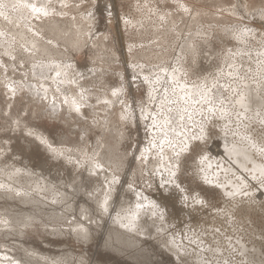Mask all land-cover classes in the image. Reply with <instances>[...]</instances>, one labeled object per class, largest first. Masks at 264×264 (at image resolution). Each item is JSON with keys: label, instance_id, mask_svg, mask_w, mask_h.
Wrapping results in <instances>:
<instances>
[{"label": "rangeland", "instance_id": "rangeland-1", "mask_svg": "<svg viewBox=\"0 0 264 264\" xmlns=\"http://www.w3.org/2000/svg\"><path fill=\"white\" fill-rule=\"evenodd\" d=\"M0 8V188L3 190L0 189V264L14 260L19 264H198V262L207 264L211 260L213 263L214 258V262H218L215 264H220L223 259L227 260L225 263L228 264H251L252 262L264 264V241L257 240L264 239V173L262 175L264 169L258 172L260 163L264 164L262 151L264 150V106L262 105L259 112L255 113V119L254 113L249 112L251 117L247 112L241 113L236 109L229 116L235 118L232 117L230 120L226 117V120L220 123V120L225 118L224 115L223 118L220 114L211 117L207 105L202 104V108L198 110L199 113L194 114V119L204 123L208 134L206 132L205 140L203 137L198 138L197 132L201 128L199 124H194L188 127L187 134L180 135L182 138L191 140V144L183 153L181 160L179 159V167L175 168L179 170L177 172L175 170L171 175V172L160 167L162 162L170 165L171 159L162 161L159 155L162 144L159 138L154 139L152 135L155 129L153 123L157 119L155 117H160L163 112L156 108L155 103L159 98L157 96H160L164 88L160 85L161 87L158 86V89L155 87L154 90L151 82L159 73V68L162 66L169 68L175 64L180 49L183 50L182 53L186 52L183 53L184 65H182L185 83L196 84L201 81H210L217 72L226 70L224 59L230 50L237 47L236 41L240 35L235 37V34L229 36L225 33L250 27L249 29L264 36V14H262L264 0H35L34 8L36 9L33 12L31 10L29 16H23L24 18H20L19 15L24 14L26 8H20L9 0H0ZM263 39L260 38L257 42ZM31 42L45 47L55 55L51 57L37 55L35 51L29 50ZM8 50L11 51L9 54ZM48 60H54L49 62L52 64V67L48 68L49 75L46 77L35 75L34 67L38 64H47ZM256 60L254 61L256 65L259 62L258 65L262 68L259 58ZM254 62H251L253 66ZM256 65L254 68L256 71L259 69L256 72L259 74L263 68L260 69ZM60 67L69 69L67 75L72 90L69 92L71 106L67 104L56 86L55 79L60 76V73L55 72ZM83 67L87 68L84 72L81 71ZM152 73L154 74L150 79ZM258 74L257 76H262ZM223 79L228 82L226 77ZM29 87L33 88L32 92L35 89L37 92L32 94ZM150 94L153 96L155 94L156 98L153 99ZM82 95L86 97L82 98ZM263 100L261 104H264ZM75 102L84 103L81 110L74 105ZM143 111H145L144 115H147L146 119L141 116ZM236 113L246 115L241 116ZM237 119L238 122H236ZM229 132H234L237 136L233 134V138ZM244 135H246L245 139L253 141L249 143L244 139L246 144L253 143L255 147L253 149L247 144L249 148L245 147V149L247 148L248 151L250 149L253 153L251 155L249 151L246 156L250 154L249 156L254 159H250L251 162L248 159L249 156L244 158L243 154L248 152L244 153V150L240 154L243 155V164L237 163V166L233 164H236L234 157V160L230 159L232 158L230 156L227 158L225 149L235 147L236 139L239 136L243 139ZM259 145L262 147L260 148ZM168 146L165 147L168 148ZM154 147L158 149L155 150ZM206 150L207 152H204ZM146 151L154 153L153 158L152 156L145 158L142 153ZM201 157L203 158L201 167H205V170L195 167L200 164ZM257 157L259 159L256 160ZM211 160L213 166L209 162ZM93 161L98 162L104 170L99 172L92 170L91 165L97 169ZM205 161L210 164L208 165ZM115 162H123L121 170L115 168ZM250 162L252 166L259 164V169L256 171L254 169L256 167H252ZM222 164L224 165L221 167ZM240 165L241 167L245 165L244 169L241 168L242 172ZM209 166L212 169L210 167V170H206ZM218 166L222 169L220 170ZM159 167L162 172L157 171ZM227 168L231 171L227 172ZM251 169L256 171V173L252 171L255 175L250 171ZM211 170L219 172L216 173L218 176ZM247 170L249 173L246 172ZM198 171L206 176L209 174L207 178L212 175L214 179L216 176L217 182L216 179H211V183L216 182L218 187L214 186L215 184H209L210 180L208 181L207 178L205 182L203 178L206 176H202V173L199 174ZM231 172H236L235 177L236 175L237 177L235 178ZM257 172L261 174V177ZM12 173L21 175L17 187L27 193L15 195L9 192V187L2 186L3 179H7L6 175ZM156 173L157 175L163 173V177L167 175V180L157 176ZM226 177L229 178L226 179ZM28 178L29 181H25ZM111 178L117 179V183L113 196L110 202L108 201L109 207L103 212V205L110 192L108 188ZM168 180L172 186L168 184ZM37 182L39 185L50 186L46 188L48 190L42 192L41 196L34 193ZM225 182H232V184L229 187L230 183ZM243 182H245L244 185ZM221 186L225 187L226 192ZM227 191L228 194L230 191L232 195L229 196ZM58 192L63 193L64 198L54 203L52 199ZM177 192L180 193L177 194ZM141 194L142 196H138ZM236 194L239 196L237 197ZM133 196L139 197L138 201ZM160 197L163 198L160 199ZM163 199H166V203L169 201L167 205L172 208L167 205L163 209L159 205L156 208H149L148 203L164 202ZM257 200L260 207L256 204ZM123 201L130 205L131 203L135 205L137 202L134 208L138 207L137 210L143 213L142 215L140 213V216L146 223L141 222L146 225V231L149 230L144 232L145 235L126 234L114 226V218L123 210L121 208L124 205ZM140 205L144 206L140 207ZM132 207L131 205L130 210ZM243 207L246 208L245 211ZM174 208L179 210V214L185 215V219L180 215L177 218V211L176 209L173 211ZM182 208L183 211H181ZM185 208L191 213H188ZM160 210L164 213H159ZM184 210L186 213H183ZM238 210H241L242 214ZM145 214L148 216H144ZM168 214H173L175 218L173 216L170 218ZM193 216L191 226L188 218ZM165 218H168V221L173 220L171 225L165 221ZM148 219L149 221H146ZM158 219L163 221L164 226ZM177 219L184 223L178 221L181 228L177 225ZM172 222L177 226L172 225ZM158 223H160L159 226ZM172 226L178 227V232ZM182 226L185 227V231H182L184 230ZM200 226L205 230L208 229L207 234L204 229L201 230ZM77 227L86 228L90 236L83 238L76 231ZM156 229L160 230L157 232ZM161 231L164 233L159 234ZM167 232L171 234L167 235ZM191 232H193L192 235ZM202 232H204V238ZM179 233L186 234L181 238ZM195 233H197L196 237H194ZM171 237L178 238L177 240L181 242L179 247L185 248V253L189 255L182 254L181 258L180 252L174 249H177L176 246L171 245L172 249L167 245ZM179 237L184 239L183 241L188 239L187 244L184 242L186 246L197 242V245L200 243L199 246L195 244L197 250L205 249L202 250L204 253L208 249L209 251L204 255L195 250L192 244L190 248L184 247ZM129 242L133 245L130 246ZM190 249H193L192 254ZM217 251L220 252V256L222 255V261L219 259L221 262L216 259L220 257ZM198 252L202 253V256L196 257L195 254L199 255ZM210 252L213 254H209ZM244 253H246L244 258L248 262L241 258ZM248 255L249 258H247ZM193 258L194 262H190ZM223 262L221 264H224Z\"/></svg>", "mask_w": 264, "mask_h": 264}, {"label": "bare ground", "instance_id": "bare-ground-1", "mask_svg": "<svg viewBox=\"0 0 264 264\" xmlns=\"http://www.w3.org/2000/svg\"><path fill=\"white\" fill-rule=\"evenodd\" d=\"M7 1V0H6ZM9 1H11V2H13L14 3V5L16 4L17 6H19L20 8H26L25 10V15L24 14H18L19 15V17L20 18H22L23 16H29V12H31V10H32V12L34 11V9H36V8H34V3H35V0H9ZM2 8H3V6H2ZM19 8V9H20ZM1 9V8H0ZM18 9V10H19ZM21 10V9H20ZM18 12H20V11H18ZM17 12V13H18ZM40 12V11H39ZM36 13V12H35ZM259 14V13H258ZM262 14H264V13H262ZM261 14V15H262ZM44 15V14H43ZM261 17V16H260ZM24 18V17H23ZM262 18V17H261ZM25 20V19H24ZM13 21V20H12ZM241 28V27H240ZM250 28V27H249ZM249 28H241L240 30H237V29H235V30H233V31H228V32H226L225 34L227 35H231V34H235V37H237L238 35H240V37L238 38V40L236 41V43H237V47L236 48H234L233 50H230V52L227 54V56H226V58L224 59L225 60V63H224V65L226 66V70L224 69L225 68V66H224V70H222V72L220 71V72H217L215 75H214V78H212L210 81L208 80V81H206V82H200V83H196V84H189V83H185L184 82V72H183V69H182V65H184L183 64V62H184V60H183V53H186V52H183L182 53V51H181V49H180V51L178 52V56H177V60H176V62H174L175 64V66L173 65V66H170L169 68H166V67H168V66H165V67H161V68H159L160 69V71H159V73L158 74H156L155 72V74L157 75L156 77H153V74L154 73H152V75H151V77H149L150 79H152V77H153V81L151 80V82L153 83L152 85L154 86V90H155V87L158 89V86L159 87H161L160 85H163V92H161V94H160V96H157V97H159L158 99H157V101H156V105H157V109L159 110L160 109V111H163L162 112V114H160L161 116L159 117H155V118H157L156 120H155V118H154V126H155V129H153V133H152V135H153V137H154V139L155 138H159L160 139V144H162V147L159 145V147H161L160 148V150H161V152H160V157H161V159H162V161L164 160V161H166L167 159L169 160V159H171V163H170V165H167L166 163H164V162H162V166H160V167H162L161 169H164L165 171H167V172H171V175H173V172L176 170L175 168L178 166V164H179V159L182 157V155H183V153L189 148V146H190V144H191V140H189V139H185V138H182V136H180V135H183V134H187L186 132H189L188 131V127L190 126H192V125H194V124H199L200 126H199V128H201L200 130H199V132H197L198 134H199V136H198V138H200V139H202V137L204 138V140H205V135H206V132H207V129H205V125H204V123H200V122H197V121H195V119H194V114H196V112L197 113H199V111L198 110H200L201 108H202V104H206L207 105V110H209V116L211 115V117H214V116H216V115H218V114H220V115H222V118H223V115H224V117L225 118H223V120H220V123H221V121H224V119L226 120V117L227 118H230L229 116L230 115H232L231 113H232V111H234L235 112V110L237 109V110H239V111H241V113H242V111L243 112H247L248 114H250L249 112H252V113H254V119H255V113L258 111L259 112V109H260V107L262 108V105L264 106V104L262 103L261 104V100H263L264 99V78H262L263 77V74H264V39L263 40H261L259 43L257 42L260 38L262 39V38H264V36H262L260 33H257V32H254L253 30H251V29H249ZM234 29V28H233ZM227 31V30H226ZM16 32V31H15ZM19 32H21V31H19ZM22 33H24V32H22ZM22 33H18V35L19 34H21L22 35ZM7 36V35H6ZM23 39V38H22ZM184 44V43H183ZM188 44V43H187ZM31 48H29V50H32L33 52L35 51L36 52V54L37 55H40V56H43V57H51V56H53V55H55V54H53L52 52H50L48 49H46L45 47H40L39 45H37L36 43H33V42H31ZM181 46V45H180ZM187 47H189V46H187ZM179 48V47H178ZM183 49V48H182ZM189 49V48H188ZM7 50V49H6ZM5 50V51H6ZM186 51V50H185ZM190 51V50H189ZM8 52V54L11 52L10 50H8L7 51ZM12 53H13V51H12ZM7 54V55H8ZM8 56H11V55H8ZM12 56H13V54H12ZM185 57V56H184ZM176 58V57H175ZM256 58H259V60L258 61H260L261 62V64H260V66L262 65V68H263V72L261 71H259L260 73V75L262 74V76H257V74H256V72L259 70H257L256 71V69L254 68L255 67V65H256ZM261 59V60H260ZM256 60V61H255ZM54 60H48L47 61V64H44V65H40V64H38V65H36V67H34V74L35 75H37L38 77L39 76H42V77H46L47 75H49V71H48V68H50V67H52V64H49V62H53ZM174 61H175V59H174ZM255 61V62H254ZM263 61V62H262ZM254 62L255 63V65L253 66L252 65V63ZM258 63L259 62H257V65L256 66H258L259 67V65H258ZM35 65V64H34ZM33 68V67H32ZM260 69H262L261 67H259ZM85 69H87V68H84L83 67V69L81 70V71H85ZM69 71V69L67 68V67H60L58 70H56V72L55 73H60V76H58L57 77V79H55V81L57 82L56 83V86L58 87V89H60L59 91H60V93L62 94V96H63V98L65 99V101H67V104L68 105H70L71 106V102H70V100H69V98H70V96H69V92H71L72 90H71V88H70V82H69V79H68V75H67V72ZM223 71H225V73L223 72ZM2 74V73H1ZM258 74V75H259ZM256 76H257V78H256ZM227 78V80H228V82L226 81V84H225V81H223L224 79L223 78ZM223 79V80H222ZM232 81L231 83H230V80ZM10 81V80H9ZM186 81V80H185ZM203 81H205V80H203ZM70 83V84H69ZM151 84V83H150ZM152 87V86H151ZM19 88V87H18ZM33 88H31V87H29V90L32 92L33 90H32ZM152 89V88H151ZM154 90H152L153 92L152 93H154ZM30 92V93H31ZM35 92H37L36 91V89H35V91L34 92H32V94H35ZM123 93V92H122ZM90 94V93H89ZM158 94V93H157ZM151 95V94H150ZM151 96H153V95H151ZM86 97V96H85ZM83 95H82V98H85ZM154 97L156 98V95L154 94V96H153V99H154ZM263 98V99H262ZM77 99H79V97L77 98ZM150 99H152V98H150ZM86 100V99H85ZM264 101V100H263ZM262 101V102H263ZM113 102H114V100H113ZM115 103V102H114ZM84 104V103H83ZM83 104H81V103H78V102H75V106H77L78 107V109L79 110H81V106L83 105ZM109 104V103H108ZM205 105V106H206ZM201 106V107H200ZM220 107V108H219ZM56 108V107H55ZM126 108H128V107H126ZM219 108V109H218ZM155 109V108H154ZM264 109V108H263ZM125 111V110H124ZM264 111V110H263ZM145 111H143V114L141 115L142 116V118L144 119H146V116L147 115H144L145 113H144ZM155 112V111H154ZM158 112V114H159V111H157ZM201 112V111H200ZM206 112H208V111H206ZM205 112V113H206ZM235 114V113H234ZM236 114H239V115H241V116H245L244 115V113H243V115L242 114H240V113H236ZM258 114V113H257ZM256 114V115H257ZM261 114H263V113H261ZM153 115V114H152ZM251 115V114H250ZM259 115V114H258ZM257 115V116H258ZM150 116V115H149ZM153 116H157L156 114L155 115H153ZM208 116V117H209ZM234 116H236L237 117V115H234ZM210 117V119H212ZM233 117V116H232ZM231 117V118H232ZM251 117H252V115H251ZM251 117H250V119H251ZM221 118V119H222ZM231 118H230V120H231ZM233 118H235V117H233ZM257 118V117H256ZM263 118V117H262ZM205 119H206V117H205ZM215 119V118H214ZM217 119V118H216ZM218 119H220L219 117H218ZM239 119V118H238ZM238 119H237V121L236 122H238ZM241 119H243V117H241ZM247 119V118H246ZM250 119H248V120H250ZM228 121V120H227ZM243 121H245V119H243ZM258 121H259V116H258ZM261 121V120H260ZM259 121V122H260ZM205 122V121H204ZM207 122H208V120H207ZM214 123V122H213ZM240 123H241V120H240V122H239V125H240ZM245 123H246V121H245ZM263 124V123H262ZM217 125V124H216ZM231 125V124H230ZM237 125V124H236ZM244 125V124H243ZM224 126V125H223ZM225 127V126H224ZM224 127H222V128H224ZM227 127V126H226ZM152 128H153V126H152ZM104 129V128H103ZM225 129H228V128H225ZM231 129V128H230ZM254 130V129H253ZM227 131V130H226ZM246 131V130H245ZM152 132V131H151ZM195 132V131H194ZM228 132V131H227ZM235 132V131H234ZM234 132L232 133H230V134H232V137L235 135L234 134ZM229 133H228V135H229ZM238 133H240V132H238ZM151 134V133H150ZM197 134V135H198ZM207 134H208V132H207ZM222 134H224V133H222ZM226 134V133H225ZM234 134V135H233ZM152 135H151V137H152ZM239 135V134H238ZM207 136V135H206ZM235 136H237V135H235ZM246 135H244V137H243V139H242V136H239L237 139H236V146L235 147H233V148H231L230 149V147H229V149H228V147H227V149H225V151L227 152V154H226V156H228L227 158H230V157H232V158H230V159H233V157H234V159H236V160H234L235 162H236V164L235 163H233L234 165H237L238 166V164L237 163H240L241 164V162H242V160H243V155H244V158H245V156L247 155V153H249V151H250V149H249V151L247 150V148H249V147H247V144H248V142L250 143V142H253L252 141V139H251V141L250 140H247V139H245L246 137H245ZM181 137V138H180ZM185 137V136H184ZM241 137V138H240ZM229 138V137H228ZM234 138V137H233ZM248 138H250L249 136H248ZM151 139V138H150ZM192 139V138H191ZM221 140H222V138H220ZM231 140H232V138H230ZM229 139V140H230ZM246 141H248L247 142V144H246V142H245V140ZM189 140V141H188ZM230 140V141H231ZM152 141V140H151ZM158 141V140H157ZM194 141V140H193ZM223 141H224V139H223ZM234 141V140H233ZM232 141V142H233ZM222 142V141H221ZM259 142V141H258ZM153 143H154V141H153ZM152 143V144H153ZM193 143V142H192ZM202 143H204V141H202ZM235 143V142H234ZM233 143V144H234ZM151 144V145H152ZM168 144H169V146H168ZM226 144V143H225ZM149 145V144H148ZM151 145H150V147H151ZM155 145V144H154ZM228 145V144H227ZM250 144H248V146H249ZM262 145V144H261ZM165 146H168V148L167 147H165ZM224 146H226V145H224ZM250 146H252V148L253 149H255V147H253V143H252V145H250ZM254 146H256L255 144H254ZM149 147V148H150ZM156 147V146H155ZM155 147H154V149H155ZM157 147H158V145H157ZM203 147V146H202ZM215 147V146H214ZM245 147H247L246 149H245ZM257 147V146H256ZM259 147H260V145H259ZM262 147V146H261ZM260 147V148H261ZM222 148V147H221ZM153 149V150H154ZM156 149H158V148H156ZM155 149V150H156ZM203 149H204V147H203ZM212 149H214V148H212ZM223 149V148H222ZM223 149V150H224ZM253 149H251V150H253ZM263 149V148H262ZM148 150V149H147ZM221 150V149H220ZM245 150V151H244ZM256 150H258V149H256ZM261 150V149H260ZM259 150V151H260ZM149 151H150V149H149ZM242 151H244V153L246 152V151H248V152H246V154H243L242 156L240 155V154H242ZM263 151V154H264V150H262ZM144 152V151H143ZM152 152V151H151ZM204 152H207V150L206 151H204ZM223 152V151H222ZM225 152V153H226ZM254 152H255V150H254ZM142 153V152H141ZM250 153H251V155H252V153H253V151L251 152L250 151ZM144 156H145V158H150L151 156H152V158H153V154L154 153H150V152H148V151H146L145 153H142ZM208 154V153H207ZM223 154V153H222ZM262 154V153H261ZM261 154H260V156H261ZM158 155V154H157ZM225 155V154H224ZM250 154H248V156H249ZM256 155V154H255ZM208 156V155H207ZM230 156V157H229ZM248 156H246V157H248ZM258 156V155H257ZM264 156V155H263ZM205 157V156H204ZM222 157V156H221ZM225 157V156H224ZM250 158H248L249 159V161H251L252 159H254V157H252V156H249ZM202 158V157H201ZM210 158V157H209ZM226 158V157H225ZM263 158V157H262ZM200 159V158H199ZM206 159H207V157H206ZM223 159V158H222ZM251 159V160H250ZM257 159H259L258 157L256 158V160ZM181 160V159H180ZM208 160V159H207ZM225 160V159H224ZM224 160H222V161H224ZM261 160V159H260ZM259 160V161H260ZM263 160V159H262ZM203 161V158H202V160H199V162H200V166L198 165V166H195L196 168L198 167H201V165H202V162ZM228 161H230L231 162V160H228ZM246 161H247V159H246ZM245 161V162H246ZM94 162V161H93ZM109 162V161H108ZM150 162V161H149ZM153 163H154V161H152ZM195 162V161H194ZM197 162V161H196ZM207 161H205V163H206ZM209 162H211V165L213 166L215 163H214V159H213V163L214 164H212V160L211 161H209ZM209 162H207V164L209 165L210 163ZM217 162H218V160H217ZM220 162H221V160H220ZM219 162V163H220ZM252 162V161H251ZM250 162V165L252 164ZM95 163V165L97 166V169H95L94 167H92V165L90 166V168L92 169V170H94L95 172L96 171H102V170H104V169H101V166L99 165V163L97 162H94ZM205 163H204V166H205ZM248 163V162H247ZM161 164V163H160ZM159 164V165H160ZM169 164V163H168ZM172 164V165H171ZM184 164V163H183ZM191 164V163H190ZM194 164V163H193ZM196 164V163H195ZM217 164V163H216ZM215 164V165H216ZM227 164H231V163H227ZM232 164V165H233ZM242 164H243V162H242ZM241 164V165H242ZM254 164H255V161H254ZM102 165V164H101ZM113 165V164H112ZM114 165L116 166L115 168H117V170H121V168H122V166L124 165L123 164V162H115L114 163ZM153 165V164H152ZM151 165V166H152ZM155 165V164H154ZM224 164H222L221 165V167L223 166ZM241 165L239 166L240 167V169L241 168H243L245 165H243V167H241ZM248 165H249V163H248ZM256 165L257 166H252V167H256V168H254V169H256V171L259 169V167H260V170H258V172L260 171L261 172V170H263L264 169V164H262L261 165V163H260V166H259V164H257L256 163ZM184 166V165H183ZM207 166V165H206ZM237 166H235V167H237ZM259 166V167H258ZM84 167V166H83ZM160 167L157 169V171L158 170H160V172H162L161 171V169H160ZM179 167V166H178ZM210 167L211 166H209V168H207L206 170H210ZM219 167V166H218ZM225 167V166H224ZM231 167V166H230ZM229 167V168H230ZM234 167V166H233ZM102 168H104V167H102ZM181 168V167H180ZM193 168V167H192ZM204 169L205 167H201V169ZM220 168V167H219ZM229 168H227V172H229V170L231 171V169H229ZM248 169V167H245V169ZM151 169V168H150ZM167 169V170H166ZM194 169V168H193ZM211 169H212V167H211ZM215 169H216V166H215ZM222 168H220V170H221ZM225 169V168H224ZM233 169V168H232ZM244 169V168H243ZM243 169H241V172H242V170ZM254 169H251L250 171L252 172ZM149 170V169H148ZM163 170V171H164ZM177 170H179V168L177 169ZM177 170H176V172H177ZM197 170V169H196ZM199 170V169H198ZM205 170V169H204ZM226 170V169H225ZM224 170V171H225ZM249 170V169H248ZM248 170L246 171V172H248ZM156 171V170H155ZM164 171V172H165ZM203 171V170H202ZM211 171H213V170H211ZM223 170H222V172H224ZM233 171H235V170H233ZM237 171H239V170H237ZM256 171H253L254 173H256ZM196 172V171H195ZM199 172V174L200 173H202V172H200V171H198ZM205 172H207L208 173V171H205ZM214 172V175L217 173V172H215V171H213ZM221 172V171H220ZM244 172V171H243ZM252 172V173H253ZM258 172H257V174H258ZM259 172V173H260ZM92 173V172H91ZM150 173V172H149ZM197 173V172H196ZM195 173V174H196ZM206 173V174H207ZM219 173V172H218ZM217 173V174H218ZM224 173H226V172H224ZM232 173V172H231ZM231 173H229L230 175H231ZM235 173L236 172H234V173H232V174H234V177H235ZM249 173V172H248ZM253 173V174H254ZM263 173L264 172H262V175H263ZM163 174V173H162ZM162 174H159V175H157V173H156V175L157 176H160L161 178L163 177V175ZM193 174V173H192ZM213 174V173H212ZM216 174V175H217ZM223 174V173H222ZM252 174V175H253ZM25 175V174H24ZM176 175V174H175ZM197 175V174H196ZM203 175H205V174H203L202 173V176ZM255 175V174H254ZM259 175V177H261V174H258ZM7 176V179H3V183H5V184H3V183H1L2 184V186L3 185H6V187H9V192L11 191L13 194H24V192L25 193H27L25 190L23 191V189H21V188H18L17 187V182H19L20 181V179H21V175L18 173L17 175L14 173H12V174H10V175H6ZM167 175H165V177H163V178H166V180H167V178L168 177H166ZM194 176V175H193ZM206 176V175H205ZM207 176H209V174H207ZM207 176L206 177H204L203 179H205V178H207ZM218 176V175H217ZM221 176V175H220ZM219 176V177H220ZM225 176V175H224ZM264 176V175H263ZM152 177V176H151ZM160 177H158V178H160ZM199 177V176H198ZM211 177H212V175H211ZM211 177H209V178H207L208 179V181L210 180V182H208L209 184L211 183V179H213V177L211 178ZM216 177V176H215ZM214 177V179H216V182H217V179L218 178H215ZM236 177H237V175H236ZM235 177V178H236ZM258 177V178H259ZM26 178V177H25ZM157 178V177H156ZM155 178V179H156ZM157 178V179H158ZM171 178H173V176H171ZM221 178V177H220ZM227 178H229V177H226V179ZM257 178V179H258ZM73 179V178H72ZM156 179V180H157ZM169 179H170V176H169ZM175 179V178H174ZM176 179H177V177H176ZM199 179V178H198ZM213 179V180H214ZM222 179H224V178H222ZM233 179V178H232ZM240 179V178H239ZM25 180V179H24ZM117 179H115V178H111L110 179V182H109V188L108 189H110V192L108 193V196L106 197V200H105V203H104V207H103V212H105V211H107V209H108V207H109V203H108V201L110 202V199L112 198V196H113V190L115 189V187H116V183H117V181H116ZM162 180H164V179H162ZM229 181H231V179H228ZM25 181H29V178H28V180L26 179ZM35 181V180H34ZM199 181H200V179H199ZM203 181V180H202ZM219 181H220V179H219ZM226 182H227V180H225ZM237 181H238V178H237ZM240 181V180H239ZM251 181V180H250ZM170 180H168V184L170 185V186H172L170 183ZM175 182V181H174ZM173 182V183H174ZM204 182V181H203ZM205 182H207V180L205 179ZM215 182V181H214ZM216 182L213 184V182L211 183V185H214V186H216ZM223 182H224V180H223ZM222 182V183H223ZM225 182V183H226ZM241 182V181H240ZM252 182V181H251ZM262 181L260 180V183H261ZM28 183V182H27ZM38 183V182H37ZM45 183V182H44ZM166 183H167V181H166ZM172 183V182H171ZM219 183V182H218ZM230 183V184H229ZM229 183H226V184H229V187H230V185L232 184V182H229ZM263 183V182H262ZM261 183V184H262ZM176 184V183H175ZM245 184V182H243V185ZM260 184V185H261ZM178 185H179V183H178ZM208 185V184H207ZM218 185V184H217ZM222 185V184H221ZM224 185V184H223ZM238 185V184H237ZM263 185V184H262ZM19 186V185H18ZM177 186V185H176ZM219 186H220V183H219ZM233 186H234V184H233ZM232 186V187H233ZM5 186H4V188H6ZM50 187V186H49ZM48 187V185H39V183H38V185L37 186H35L34 188H35V190H34V193L37 195V196H41L43 193V191L45 190H48V189H46V188H49ZM53 187V186H52ZM163 187V186H162ZM175 187V186H174ZM177 187H179L180 188V186H177ZM216 187H218V186H216ZM222 188H223V191H224V186H221ZM220 187V188H221ZM235 187V189H236V186H234ZM233 187V188H234ZM238 187V186H237ZM241 187V186H240ZM243 187V186H242ZM245 187V186H244ZM226 188H227V186H226ZM232 188V190H234ZM239 188V187H238ZM238 188H237V190H238ZM1 189V188H0ZM2 190V189H1ZM128 190V189H127ZM174 190V189H173ZM177 190V189H176ZM179 190H181V189H179ZM228 190V189H227ZM3 191V190H2ZM28 191V190H27ZM52 191H53V189H52ZM130 191V190H129ZM136 191V190H135ZM182 191V190H181ZM184 191V190H183ZM221 191V190H220ZM223 191H221V192H223ZM235 191V190H234ZM243 191V190H242ZM247 191V190H246ZM49 192V191H48ZM47 192V193H48ZM133 192V191H132ZM224 192H226V191H224ZM224 192L222 193V194H224ZM237 192V191H236ZM11 193V194H12ZM45 193V192H44ZM139 193V192H138ZM180 192H177V194H179ZM182 193V192H181ZM233 193V192H232ZM239 193H241L240 192V190H239ZM5 194V193H4ZM3 194V195H4ZM30 194V193H29ZM29 194H26V195H29ZM46 194V193H45ZM135 194V193H134ZM227 194H228V191H227ZM226 193H225V195L226 196H230V191H229V194L227 195ZM245 195L247 194V193H244ZM248 194H250V192L248 193ZM252 194V193H251ZM56 195V196H55ZM54 196H55V198L54 199H52V202L54 201V203H58L57 201L59 200H62L63 198H64V196H63V193H60V192H58V193H56ZM136 195V194H135ZM232 195V194H231ZM24 196V195H23ZM128 196V195H127ZM138 196H142V194L141 195H138ZM236 196H237V194H236ZM239 196V195H238ZM237 196V197H238ZM249 196V195H248ZM12 197V196H11ZM134 198H135V196H133ZM132 197V198H133ZM199 197V196H198ZM128 198V197H127ZM131 198V197H130ZM138 199H139V197H137ZM137 198H135L137 201H138V199ZM148 198V197H147ZM161 198H163V197H160V199ZM183 198V197H182ZM226 198H228V197H226ZM144 199H146V197L144 198ZM157 199V198H156ZM159 199V198H158ZM157 199V200H158ZM160 199H159V201H160ZM236 199V198H235ZM251 199V198H250ZM253 199V198H252ZM133 200V199H132ZM142 200V199H141ZM151 200V199H150ZM152 200H155V199H152ZM164 200V199H163ZM166 200V199H165ZM164 200V202L162 201V202H154V203H151V204H149L148 203V205H149V208H156L157 207V205H159V207L161 206L162 207V209H163V207H165L166 205H167V203L169 204V201L166 203V201ZM256 200V199H255ZM255 200H253V201H255ZM66 201V200H65ZM64 201V202H65ZM118 201H120V200H118ZM142 201H144V200H142ZM251 200H249V202H250ZM124 202V201H123ZM131 202V201H130ZM133 202V201H132ZM145 202V201H144ZM248 202V203H249ZM257 202H258V200H257ZM256 202V204H258L259 205V202L257 203ZM136 204H137V202H135ZM139 203V202H138ZM141 204H142V202H140ZM180 203V202H179ZM181 203H183V202H181ZM185 203V202H184ZM195 203V202H194ZM199 203V202H198ZM197 203V204H198ZM262 203V202H261ZM260 203V204H261ZM264 203V202H263ZM103 204V203H102ZM113 204V203H112ZM124 205L121 207L123 210H121L120 211V214L119 215H115L116 216V218H114L115 220V222H114V226H116V227H118L119 229H121V230H123L124 232H126V234L127 233H130V234H138V235H145L144 234V232H147V231H149V230H147L146 231V229H147V227H146V225H143V222H141V221H144L143 220V217H141L140 216V213H141V215L143 214L142 212H139V209L137 210V208H134L135 206H136V204L134 205L133 203H131V205L133 206L132 208H131V210H130V207H131V205H130V203H127V202H124L123 203ZM172 204V203H171ZM170 204V205H171ZM185 204H187V203H185ZM199 204H201V203H199ZM205 204V203H204ZM227 204V203H226ZM251 204V203H250ZM252 204H253V202H252ZM54 205V204H53ZM111 205V204H110ZM118 205V204H117ZM121 205V204H120ZM139 205V204H138ZM156 205V206H155ZM173 205V204H172ZM176 205V204H175ZM202 205V204H201ZM200 205V206H201ZM233 205V204H232ZM240 205V204H239ZM238 205V206H239ZM241 205H243V204H241ZM240 205V206H241ZM248 205V204H247ZM246 205V206H247ZM54 206H56V205H54ZM101 206V205H100ZM142 206H144V205H142ZM141 205H140V207H142ZM147 206V205H146ZM145 206V208H147ZM174 206V205H173ZM179 206H181V204H179ZM253 206V205H252ZM254 206H256V205H254ZM53 207V206H52ZM59 207V206H58ZM118 207V206H117ZM139 207V208H140ZM167 207H171V206H169V205H167ZM176 207V206H175ZM177 207H178V205H177ZM183 207H185V205L183 206ZM201 207H203V206H201ZM228 207V206H227ZM233 207H237V206H233ZM259 207H260V205H259ZM144 208V207H143ZM142 208V210L144 211V209ZM166 208V207H165ZM172 208V207H171ZM238 208V207H237ZM253 208V207H252ZM132 209H133V211H132ZM141 209V208H140ZM158 209V208H157ZM156 209V210H157ZM175 209L176 208H174V210L173 211H175ZM186 209V208H185ZM230 209V208H229ZM240 209V208H239ZM242 209V208H241ZM243 209H244V211H245V209L246 208H244L243 207ZM254 209V208H253ZM259 209V208H258ZM147 211H148V209H146ZM145 210V211H146ZM164 210H166V209H164ZM168 210V209H167ZM179 210H180V207H179ZM179 210L177 211V209H176V211H177V218H179V216L178 215H180L181 217L183 216L182 214H179L178 212H179ZM187 211H188V213L190 212L188 209H186ZM186 210H184V212L183 213H186ZM198 210V209H197ZM200 210V209H199ZM224 210V209H223ZM222 210V211H223ZM248 210V209H247ZM246 210V211H247ZM141 211V210H140ZM146 211V212H147ZM158 211V210H157ZM163 211V210H162ZM161 210L159 211V213L160 212H162ZM171 211V210H170ZM170 211H168V213H171ZM181 211H183V208L181 209ZM249 211H251V210H249ZM254 210H252V212H253ZM258 211V210H257ZM256 211V212H257ZM132 212V213H131ZM139 212V213H138ZM149 212V211H148ZM152 212V211H151ZM225 212V211H224ZM223 212V213H224ZM229 212V211H228ZM238 212H240L241 213V210L239 211L238 210ZM259 212V211H258ZM107 213V212H106ZM118 213V212H117ZM150 213V212H149ZM148 213V214H149ZM154 213V212H153ZM157 213V212H156ZM162 213H164V212H162ZM166 213V212H165ZM187 213V214H188ZM191 213V212H190ZM227 213V212H226ZM234 213V212H233ZM233 213H231V215L233 214ZM174 214V213H173ZM173 214H171V215H169L168 214V216L171 218V216H173L174 217V215ZM186 214V215H187ZM228 214V213H227ZM242 214V213H241ZM253 214V213H252ZM147 214H145L144 216H146ZM150 215V214H149ZM152 216H154V214H151ZM150 215V216H151ZM156 215V214H155ZM161 215V218L163 217V215L162 214H160ZM160 215H159V217H160ZM217 215H219V214H217ZM229 215V214H228ZM251 215V214H250ZM259 215V214H258ZM148 216V215H147ZM149 216V217H150ZM166 216V215H165ZM185 216V215H184ZM183 216V217H184ZM191 216V215H190ZM223 217H224V215H222ZM221 216V217H222ZM247 216H249V214L247 215ZM173 217H172V219H173ZM186 217H189V216H186ZM217 217V216H216ZM255 217H256V215H255ZM147 218V217H146ZM175 218V217H174ZM192 218H194V216L193 217H191V218H188L189 219V222H190V224H191V222H192ZM264 218V217H263ZM155 219V218H154ZM162 219H164V217L162 218ZM181 219V218H180ZM178 220L177 219V225H179V227L181 228V225L178 223V221H181V220ZM183 219H185V217L183 218ZM214 219V218H213ZM217 219V218H216ZM219 219H222V218H219ZM232 219V218H231ZM241 219V218H240ZM242 219H244V218H242ZM156 220H157V218H156ZM158 220H161V219H158ZM170 220V219H169ZM247 220V219H246ZM262 220V219H261ZM9 221V220H8ZM146 221H149V219L148 220H146ZM152 221V220H151ZM165 221L167 222L168 221V218L166 219L165 218ZM171 221H173V220H170V221H168L169 222V224L171 223ZM196 221V220H195ZM252 221V220H251ZM145 222V221H144ZM153 222V221H152ZM155 222V221H154ZM159 222V221H158ZM161 222V224H162V220L160 221ZM165 222V223H166ZM167 222V223H168ZM174 222H175V220H174ZM182 222V221H181ZM186 222H187V219H186ZM194 222V221H193ZM245 222V221H244ZM249 222V221H248ZM262 222V221H261ZM146 223V222H145ZM150 223V222H149ZM173 223V222H172ZM183 223V222H182ZM181 223V224H182ZM202 223V222H201ZM151 224V223H150ZM159 224L160 223H158V226H159ZM169 224H167V225H169ZM176 225V223H173L172 225ZM184 224V223H183ZM187 224V226L189 225L190 226V224L189 223H186ZM194 224V223H193ZM195 224H196V222H195ZM195 224H194V226H195ZM206 224V223H205ZM230 224V223H229ZM233 224V223H232ZM252 224V223H251ZM163 226H164V224H162ZM162 225H161V227H162ZM171 225V224H170ZM176 225V226H177ZM201 225V224H200ZM80 226V225H79ZM154 226V225H153ZM166 226V225H165ZM175 226V227H176ZM191 226H192V224H191ZM196 226H197V224H196ZM199 226V225H198ZM204 226V225H203ZM206 226V225H205ZM148 227H149V225H148ZM168 227V226H167ZM174 226H172V228L173 229H175L176 231H177V228H175ZM183 228H184V230H182V231H185V227L184 226H182ZM201 227V226H200ZM250 227V226H249ZM164 228V227H163ZM169 228H171V227H169ZM171 228V229H172ZM182 228V229H183ZM154 229H155V227H154ZM153 228H152V230H154ZM165 229H168V228H166L165 227ZM189 229H192V228H189ZM198 229V228H197ZM202 229H204V228H202L201 227V230ZM259 229V228H258ZM157 230V229H156ZM160 230V229H159ZM159 230H157V232L159 231ZM162 230V229H161ZM175 230H173L174 232H175ZM181 230V229H180ZM205 230V229H204ZM208 230V229H207ZM207 230H205L204 232H206ZM76 231H78L79 233H80V235L83 237V238H88L90 235L88 234V231L86 230V228H82V227H77L76 228ZM151 231V230H150ZM164 231V230H163ZM172 231V232H173ZM182 231H179L180 233L182 232ZM186 231H191V230H186ZM199 231V230H198ZM211 231V230H210ZM77 232V233H78ZM156 232V231H155ZM169 232V231H168ZM167 232V235L169 234ZM178 232V231H177ZM195 232V231H194ZM204 232H202V235H203V233ZM162 233V231L159 233V234H161ZM164 233V232H163ZM162 233V234H163ZM179 233V234H180ZM192 233L193 232H191V235H192ZM217 233V232H216ZM244 233V232H243ZM150 234V233H149ZM171 234V233H170ZM169 234V235H170ZM174 234V233H173ZM177 234V233H176ZM183 234V233H182ZM185 234L186 233H184L183 235L185 236ZM187 234H189V233H187ZM196 234L197 233H195V236H194V234H193V236L194 237H196ZM200 234V233H199ZM206 234H207V232H206ZM223 234V233H222ZM167 235H165V236H167ZM183 235H181L180 234V236H182L181 238H183ZM201 235V234H200ZM201 235V236H202ZM147 236V235H146ZM150 236V235H149ZM155 236V235H154ZM158 236V235H157ZM174 236V235H173ZM187 236V235H186ZM206 236V235H205ZM164 237V236H163ZM176 237V236H175ZM175 237H173V238H175ZM193 237V238H194ZM219 237V236H218ZM145 238V237H144ZM149 238V237H148ZM172 237H171V240H168V243H167V245H169V246H171V245H174V246H176L177 247V249L176 248H174L175 250H178V252H180V255H181V258H182V254H183V256L184 255H186L187 253H185L186 252V249L185 248H180L179 247V243H181L180 242V240H177V239H173ZM180 238V237H179ZM180 238V239H181ZM185 238V237H184ZM189 238H190V235H189ZM192 238V237H191ZM198 238H199V236H198ZM201 238V237H200ZM203 238H204V235H203ZM260 238V237H259ZM263 238H264V236H263ZM167 239V238H166ZM195 239H197V238H195ZM182 240V239H181ZM184 240V239H183ZM182 240V241H183ZM200 240V239H199ZM205 240V239H204ZM207 240V239H206ZM240 240V239H239ZM259 242L261 241V240H263L264 241V239H261L260 238V240L259 239H257ZM159 241V240H158ZM164 241V240H163ZM163 241H161V243L163 242ZM179 241V242H178ZM187 241H188V239H187ZM187 241H183L182 243L184 244V247L186 246L185 245V243L184 242H186V244H187ZM191 240H189V242H190ZM192 241H193V239H192ZM196 241V240H195ZM194 241V242H195ZM198 241V240H197ZM211 241V240H210ZM167 242V241H166ZM188 242V243H189ZM193 242V243H194ZM203 242V241H202ZM213 242V241H212ZM239 242V241H238ZM237 242V243H238ZM130 243V242H129ZM154 243V242H153ZM197 242H195L194 244H192V243H190L189 244V246L192 244V246L194 245V248H195V244H196ZM199 243V242H198ZM203 243H206V242H203ZM217 243H218V241H217ZM160 244V243H159ZM200 244V243H199ZM199 244L197 245V246H199ZM263 244V243H262ZM262 244H261V246H262ZM131 245H133L132 243H130V246ZM167 245H164V246H167ZM205 245V244H204ZM209 245H211V244H209ZM221 245V244H220ZM258 245H259V243H258ZM189 246H186L187 248L189 247ZM206 246V245H205ZM208 246V245H207ZM206 246V247H207ZM230 246V245H229ZM172 247V246H171ZM170 247V248H171ZM201 247V246H200ZM208 247H210V246H208ZM258 247V246H257ZM162 248V247H161ZM164 248V247H163ZM168 248V247H167ZM190 248V247H189ZM217 248V247H216ZM229 248V247H228ZM172 249H173V247H172ZM184 249H185V251H184ZM200 248H198V250L195 248V250H197V251H200L199 250ZM201 249H202V247H201ZM217 249H219V248H217ZM193 249H190V254H192L193 252H191ZM203 251L205 250V249H202ZM200 251V252H202L204 255L209 251V249H208V251L206 252V253H204L203 251ZM207 250V249H206ZM164 251H165V249H164ZM174 251V250H173ZM197 251H195V252H197ZM218 251H220V250H218ZM217 251V252H218ZM221 251H222V249H221ZM223 251H225V250H223ZM242 251V250H241ZM250 251V250H249ZM143 252H144V250H143ZM171 253H172V251H170ZM177 252V251H176ZM189 252V251H188ZM194 252V253H195ZM200 252H198V254L199 255H197V253L195 254V256L197 257V256H202V253H200ZM215 252V251H214ZM216 252V253H217ZM246 252H248V251H246ZM252 252V251H251ZM220 252H218L217 254H219ZM240 253V252H239ZM241 253H243V251L241 252ZM255 253V252H254ZM209 254H213V253H209ZM222 254H223V252H222ZM246 253H244L242 256H241V258H243V259H245L244 258V255H245ZM256 254V253H255ZM254 254V255H255ZM264 254V253H263ZM173 255H174V253H173ZM187 255H189V253L187 254ZM194 255V254H193ZM203 255V256H204ZM5 256V255H4ZM137 256V255H136ZM179 256V255H178ZM192 255H190V258H192L191 257ZM219 256H220V254H219ZM222 256V255H221ZM221 256L218 258H216L218 261H219V259L221 260ZM258 255H256V257H257ZM174 257V256H173ZM176 257V256H175ZM174 257V258H175ZM189 257V256H188ZM196 257H194L195 259H196ZM205 257V256H204ZM214 257V256H213ZM224 258H225V256H223ZM253 257V255L251 256V258ZM179 258H180V256H179ZM180 258V259H181ZM192 259V260H190V262L191 261H193V260H195V259ZM202 258V257H201ZM206 258H207V255H206ZM227 258V257H226ZM240 258V257H239ZM247 258H249V255H248V257ZM6 259V258H5ZM177 259V258H176ZM184 259V258H183ZM187 259V258H186ZM185 259V260H186ZM205 259V258H204ZM253 259V258H252ZM251 259V260H252ZM254 259H255V257H254ZM258 259V258H257ZM175 260V259H174ZM185 260H184V262H185ZM199 260V259H198ZM198 260H197V262H198ZM201 260H203V258L201 259ZM208 260H210V258L208 259ZM207 260V261H208ZM225 259H223V261H224ZM246 261H247V259H245ZM244 260V261H245ZM249 260V259H248ZM261 259H259V261H260ZM5 261V260H4ZM7 261V260H6ZM15 261V260H14ZM14 261H12V262H6L7 264H17L16 262H14ZM182 261V260H181ZM188 261V260H187ZM200 261V260H199ZM212 261V260H211ZM210 261V262H211ZM214 261H215V258H214ZM213 261V263L215 264V263H218V262H214ZM222 261V260H221ZM221 261H219V262H221ZM222 261V262H223ZM227 260H225L223 263L224 264H228V263H225ZM245 261V262H246ZM31 262V261H30ZM79 262V261H78ZM189 262V263H190ZM194 262V261H193ZM204 261H201V263H203ZM208 263L207 262V264H213L212 262L211 263ZM221 262V263H222ZM229 262V261H228ZM239 262V261H238ZM248 262V261H247ZM250 262V261H249ZM255 262H257V261H255ZM4 263V262H3ZM6 263H4V264H6ZM28 263V262H27ZM178 263H179V261H178ZM200 262H198V264H199ZM204 263H206V262H204ZM220 263V264H221ZM243 263V262H242ZM251 263V262H250ZM253 263V262H252ZM251 263V264H252ZM257 263H259V262H257ZM261 263H263V261L261 260ZM19 264V263H18ZM29 264V263H28ZM181 264V263H180ZM187 264V263H186ZM232 264H234V263H232ZM249 264V263H248ZM253 264H255V263H253ZM260 264V263H259Z\"/></svg>", "mask_w": 264, "mask_h": 264}]
</instances>
